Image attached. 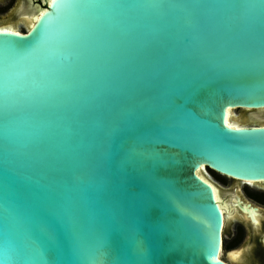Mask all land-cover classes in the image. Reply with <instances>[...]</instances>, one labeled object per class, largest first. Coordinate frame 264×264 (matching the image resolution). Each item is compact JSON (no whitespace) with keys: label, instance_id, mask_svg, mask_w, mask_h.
Returning <instances> with one entry per match:
<instances>
[{"label":"water","instance_id":"water-1","mask_svg":"<svg viewBox=\"0 0 264 264\" xmlns=\"http://www.w3.org/2000/svg\"><path fill=\"white\" fill-rule=\"evenodd\" d=\"M28 20L0 30V264H228L196 170L264 180V0H47ZM228 107L255 111L229 127Z\"/></svg>","mask_w":264,"mask_h":264},{"label":"flooded vegetation","instance_id":"flooded-vegetation-1","mask_svg":"<svg viewBox=\"0 0 264 264\" xmlns=\"http://www.w3.org/2000/svg\"><path fill=\"white\" fill-rule=\"evenodd\" d=\"M38 2L42 4V0ZM30 3L25 0L17 19L26 14L29 23ZM259 119L263 120L262 116ZM215 180L211 182L224 221L222 260L228 264H264V180L246 181L221 175Z\"/></svg>","mask_w":264,"mask_h":264},{"label":"rangeland","instance_id":"rangeland-1","mask_svg":"<svg viewBox=\"0 0 264 264\" xmlns=\"http://www.w3.org/2000/svg\"><path fill=\"white\" fill-rule=\"evenodd\" d=\"M30 2H32L33 4L37 5L38 8H44L46 6V2L45 0H42V4H40L38 2V0H30ZM25 0H0V21L2 20H6L9 21L7 23H14V24H18L19 28L21 29V31H25L27 26H28V22L26 21V14L24 16H22V18L17 19L16 16H18V11H22V7L24 6ZM22 8V9H21ZM23 15V12H22ZM250 111H255V110H247V109H236L233 113V117L234 120H248L247 116L250 115ZM258 111V110H256ZM261 113L262 111V116H264V109L263 110H259ZM253 119V118H252ZM259 118H255L254 120L257 121ZM237 123V122H236ZM203 175H205L208 179H211V181L213 180H218L219 179V175L209 169H206L205 171L202 172ZM211 177H210V176ZM215 180V181H216Z\"/></svg>","mask_w":264,"mask_h":264},{"label":"bare ground","instance_id":"bare-ground-1","mask_svg":"<svg viewBox=\"0 0 264 264\" xmlns=\"http://www.w3.org/2000/svg\"><path fill=\"white\" fill-rule=\"evenodd\" d=\"M49 1L50 0H48V2ZM33 22H34V20H32V21H30L28 23L27 29L30 26H32ZM0 30H6V31H13V32H17V33H22V31L19 28L18 24H12V23H8V24L0 26ZM235 110H236V108L235 109L234 108H229V107L226 108V110H225V123H226V125H228V126L230 125L231 127H239V124L236 123V121L234 120V117H233V113H234ZM261 114H262V111H261ZM205 170L206 169L204 167H202L201 169L198 168L196 170V172L202 179L207 181L214 188L213 183L205 175L202 174V172L205 171ZM214 191H215V189H214ZM215 198H216V193H215ZM222 253H223V251L221 250V246H220V253H219V258L220 259H222Z\"/></svg>","mask_w":264,"mask_h":264},{"label":"snow or ice","instance_id":"snow-or-ice-1","mask_svg":"<svg viewBox=\"0 0 264 264\" xmlns=\"http://www.w3.org/2000/svg\"><path fill=\"white\" fill-rule=\"evenodd\" d=\"M229 127H231V126L229 125Z\"/></svg>","mask_w":264,"mask_h":264}]
</instances>
